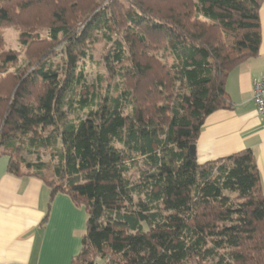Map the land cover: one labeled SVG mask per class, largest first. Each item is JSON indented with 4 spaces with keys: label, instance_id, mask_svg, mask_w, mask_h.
I'll return each mask as SVG.
<instances>
[{
    "label": "trees",
    "instance_id": "trees-1",
    "mask_svg": "<svg viewBox=\"0 0 264 264\" xmlns=\"http://www.w3.org/2000/svg\"><path fill=\"white\" fill-rule=\"evenodd\" d=\"M263 1L0 0V157L46 184L49 207L57 194L83 207L71 264H264L253 151L203 164L188 151L231 107L229 71L258 54ZM99 41L117 80L86 85L78 63ZM27 148L56 150L50 176Z\"/></svg>",
    "mask_w": 264,
    "mask_h": 264
},
{
    "label": "crops",
    "instance_id": "crops-1",
    "mask_svg": "<svg viewBox=\"0 0 264 264\" xmlns=\"http://www.w3.org/2000/svg\"><path fill=\"white\" fill-rule=\"evenodd\" d=\"M258 54L229 71L225 91L230 108L209 114L196 141L203 164L251 149L264 192V112L253 99V81L264 73V1L259 9ZM49 188L34 176H14L0 157V264H71L81 249L86 214L65 194L49 207ZM47 214L45 221H42Z\"/></svg>",
    "mask_w": 264,
    "mask_h": 264
},
{
    "label": "rangeland",
    "instance_id": "rangeland-1",
    "mask_svg": "<svg viewBox=\"0 0 264 264\" xmlns=\"http://www.w3.org/2000/svg\"><path fill=\"white\" fill-rule=\"evenodd\" d=\"M19 32L20 27L19 26H8L4 27L1 30V34L4 39V48L6 49H12L15 51H19V62L20 64L24 59V49L19 43ZM109 46L106 45L104 42L99 41L93 45V49L91 52L86 56L85 58H82L79 63L78 67L83 70L84 74V82L86 85H91L99 82V77H101L102 80H104L103 83H112L113 81H116L117 78L109 79V74L105 69V65L103 62L104 55L106 53V50ZM84 116V112L78 111L75 113H69L68 118L74 119L76 115ZM50 129H48L43 135H46L47 132ZM28 137V136H27ZM25 139V137H23ZM25 149V148H24ZM29 150V151H28ZM52 151L55 152L56 150L45 149L40 148L38 151H36L35 148H27L25 151L22 152L24 157L30 161H36L38 160L37 154H39V159L41 161H44L48 163V168L45 170L47 175H51L52 166L53 164L57 163V157L52 156ZM137 170L136 168H133L130 172V178L135 180L137 177Z\"/></svg>",
    "mask_w": 264,
    "mask_h": 264
},
{
    "label": "built area",
    "instance_id": "built-area-1",
    "mask_svg": "<svg viewBox=\"0 0 264 264\" xmlns=\"http://www.w3.org/2000/svg\"><path fill=\"white\" fill-rule=\"evenodd\" d=\"M253 99L256 105V110L264 112V73L253 81Z\"/></svg>",
    "mask_w": 264,
    "mask_h": 264
},
{
    "label": "water",
    "instance_id": "water-1",
    "mask_svg": "<svg viewBox=\"0 0 264 264\" xmlns=\"http://www.w3.org/2000/svg\"><path fill=\"white\" fill-rule=\"evenodd\" d=\"M188 151H189V154H190L191 157H195L196 156V146L195 145H191L189 147Z\"/></svg>",
    "mask_w": 264,
    "mask_h": 264
}]
</instances>
